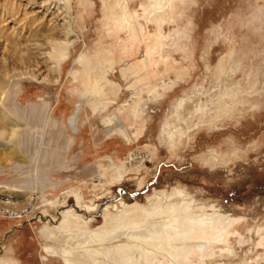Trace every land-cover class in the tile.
<instances>
[{"label":"rangeland","instance_id":"1","mask_svg":"<svg viewBox=\"0 0 264 264\" xmlns=\"http://www.w3.org/2000/svg\"><path fill=\"white\" fill-rule=\"evenodd\" d=\"M1 1L19 15L49 9ZM170 1L59 0L75 42L61 74L33 47L47 40L37 24L0 29V98L5 78L24 73L0 103V123L9 116L21 131L18 149L0 136V186L18 203L31 197L21 214L0 212V264H133L122 258L126 207H162L140 219L160 228L184 201L219 223V239L184 244L171 232L174 251L136 252L141 264H264V0ZM125 3L135 43L116 19ZM99 53L116 61L86 87V60Z\"/></svg>","mask_w":264,"mask_h":264},{"label":"bare ground","instance_id":"2","mask_svg":"<svg viewBox=\"0 0 264 264\" xmlns=\"http://www.w3.org/2000/svg\"><path fill=\"white\" fill-rule=\"evenodd\" d=\"M58 1L59 0H43L41 5L47 6L49 8V9L47 8L48 11L46 14L41 16V15H37L34 13L30 14L29 12V13H25L24 15L22 14L24 17L21 18L20 16L22 15H19L18 14L19 12L15 11V7L14 8L10 7L8 4H6L7 2L3 3V1L0 0V29L7 27L9 24V21L12 23L16 22L18 26H21V27L23 26L26 28H28L29 25L32 26L34 24H37V27L39 28L37 29L36 32L41 31L42 33H44L45 34L44 37L47 40L46 42H44V44L37 42L35 43L33 47H35V49H37L40 52H41V49L47 48L49 51L48 55L50 56V58L51 59L55 58L58 62V67L57 66L52 67L53 69H50V70H53V72L55 73L57 69L59 68L58 71H59V74H61L62 66L69 59L72 48L75 46V42L73 39H71L73 30L70 27V21H69L70 10L66 11L62 9V5ZM170 2H174V0H171ZM160 6L161 5L157 7L159 8ZM121 7H122L121 13L119 15L118 13L116 14V19L121 23L122 27L129 29V34L131 36L130 39L132 42L135 43L138 40V32L136 29V25H137L136 17L133 16V13L130 11L126 3L125 5H122ZM155 9L156 8L154 6L153 9H150L148 11L150 15ZM57 11L58 13H56ZM50 15L52 16L50 19H48ZM10 16L14 18H12L11 20H8ZM150 18L152 19V17ZM45 45L47 46L44 47ZM152 48L151 46L147 47L148 56L149 54L154 52L155 48H153V50ZM123 49H122L124 51L123 53L125 54L126 52L131 51V48L128 46H123ZM112 56H114V53L104 54V55L99 53L96 56L97 58L94 60V62L88 63V60H86V81H85L86 87L94 86L95 88H97L98 86L102 84L101 80L102 78L105 79V77L107 76L106 74L108 72L107 69H112L114 62L116 61V60L114 61ZM136 68H139V70L142 69L140 64L134 67V69ZM13 72L14 73H12L11 75L5 78V83H4L5 85L4 87L1 88L2 97L0 98V103H3L4 95L6 93L7 87L10 86V84L15 80L17 76L20 77V76H23L24 74L19 69L18 71H13ZM44 78L52 79L54 82H57L59 80L58 77H51L50 75H47ZM112 90L115 91L116 88L113 87ZM133 116L137 119V116L134 110H133V115H131V118H133ZM2 119H3L2 121L3 123L2 122L0 123V136H3L5 133H8L7 138L9 137L10 139L9 143L4 142L3 144V147H5L4 149L9 147V144H14L18 149V140H19V136L21 132L20 127L18 126L19 123L17 121L15 122V124L12 123L11 118L6 115L2 116ZM133 121L135 122V120ZM75 122L76 120L72 121V118H71V123L73 124ZM7 190H11V189L0 186V212L9 213L11 215H17L19 213L21 214L22 212H24L27 208V205L29 204L31 197L27 198L26 202L24 203H18L17 201L14 200L15 198L14 193L13 194L8 193ZM188 205H189V202L184 201L182 206L177 207V208H172V212H171L172 218L170 220L162 221L160 228L152 227V226L150 227V225L144 224L140 219L141 217L145 215H150V214L160 215L164 213L162 207H160L159 209H154V212H150V213L147 211V209L140 210L138 207H133V208L126 207L125 214L128 215L132 221V230H131V236H130L131 242H130V246H128V248L130 247V250L127 249L128 252L126 253V256L122 257L125 260V262L131 258L134 261L133 264H141V262L139 261L141 258H143L144 260H150L154 258H159L160 254H165L168 252L171 253V251H174L175 249L174 237L171 232L177 233L176 236L178 237H181V238L183 237L184 240H182V242L184 244H187L186 240H188L190 237L205 238L207 239V241H210V242L211 240H218L219 238H218L217 232L219 230V227H218L219 223L207 220V218H204V217H199V216L190 214L188 212H185L186 211L185 208ZM114 207L117 209L118 205H115ZM108 210H109V207H106V211ZM66 217H73V216L70 213H66ZM77 222L78 224L81 223L80 219L77 218ZM175 222H178L179 225L178 226L175 225ZM124 226H126V224ZM108 227H110L109 223L108 225L105 224V228H108ZM154 233H156L155 235V237H157L156 239H159L158 242L154 241V238H155ZM90 239L94 241L92 237ZM1 249H2V246L0 245V250ZM117 252L120 253V251H117ZM136 252L140 253V257H141L140 259H138ZM118 256L120 255L118 254ZM99 263L100 262H98V264ZM243 264H246V263H243Z\"/></svg>","mask_w":264,"mask_h":264},{"label":"flooded vegetation","instance_id":"3","mask_svg":"<svg viewBox=\"0 0 264 264\" xmlns=\"http://www.w3.org/2000/svg\"><path fill=\"white\" fill-rule=\"evenodd\" d=\"M73 203V202H72Z\"/></svg>","mask_w":264,"mask_h":264}]
</instances>
